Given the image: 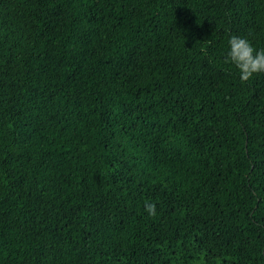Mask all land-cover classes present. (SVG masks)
<instances>
[{
	"label": "trees",
	"instance_id": "trees-1",
	"mask_svg": "<svg viewBox=\"0 0 264 264\" xmlns=\"http://www.w3.org/2000/svg\"><path fill=\"white\" fill-rule=\"evenodd\" d=\"M233 35L264 49V0H0V264H264Z\"/></svg>",
	"mask_w": 264,
	"mask_h": 264
},
{
	"label": "clouds",
	"instance_id": "clouds-1",
	"mask_svg": "<svg viewBox=\"0 0 264 264\" xmlns=\"http://www.w3.org/2000/svg\"><path fill=\"white\" fill-rule=\"evenodd\" d=\"M229 51L226 62L233 64L239 71L241 81H248L254 74L264 73V49L256 50L248 39L231 36L228 41ZM144 209L149 216L156 215V206L146 201Z\"/></svg>",
	"mask_w": 264,
	"mask_h": 264
}]
</instances>
